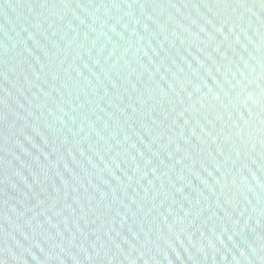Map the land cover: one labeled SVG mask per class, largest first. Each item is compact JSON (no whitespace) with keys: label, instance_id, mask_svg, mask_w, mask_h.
<instances>
[{"label":"water","instance_id":"1","mask_svg":"<svg viewBox=\"0 0 264 264\" xmlns=\"http://www.w3.org/2000/svg\"><path fill=\"white\" fill-rule=\"evenodd\" d=\"M0 264H264V0H0Z\"/></svg>","mask_w":264,"mask_h":264}]
</instances>
